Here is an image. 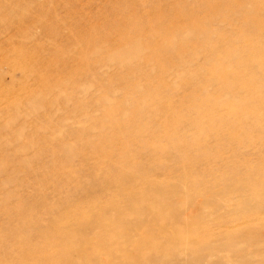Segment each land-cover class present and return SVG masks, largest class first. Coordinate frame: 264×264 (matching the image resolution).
<instances>
[{
  "label": "rangeland",
  "instance_id": "obj_1",
  "mask_svg": "<svg viewBox=\"0 0 264 264\" xmlns=\"http://www.w3.org/2000/svg\"><path fill=\"white\" fill-rule=\"evenodd\" d=\"M214 2L0 0V88L21 92V96L12 94L7 101L0 100V109H6L0 114V124L10 123L8 104L13 100L14 104L21 102L19 118L24 127L18 142L0 148V167L3 156L20 145L38 144L27 155L26 168L15 176L21 186L10 184L4 190L0 186V223L11 220L17 212L16 200L21 209V247L2 246L0 264H103L91 255H67L65 248L70 244L63 239L52 243L39 239L35 223L38 215L47 216V209L53 206L74 215L82 208L61 201L128 194V190L90 191L108 165L124 171L136 167L145 170L141 177L129 178L128 183L140 189L127 196L178 201L197 195L205 202L209 196L230 195L243 199L248 209L255 211L264 199V87L257 90L233 80L229 69L215 60L211 34L219 25L213 23ZM248 30L241 24L232 33ZM131 49H137V54L124 65L109 60L117 52ZM9 62L14 65L11 69ZM43 77L48 78L39 81ZM74 86H89V93L83 94ZM41 93L48 101L46 110L26 104L31 96ZM103 95L111 98L106 107L101 105ZM78 100L90 103V110L87 115L75 113L76 118L84 125H94L79 142L94 143L96 151L87 150L80 156L83 160L79 158L68 168L59 167L65 163L64 157L52 156L39 136L50 129L66 135L67 125L80 129L69 118ZM40 114L43 116L36 122ZM113 123L126 128L117 130ZM68 141L73 142V138ZM102 145L109 158L97 151ZM37 152L40 155H35ZM17 167L13 156L9 168L0 173V183ZM69 170L76 172V178L68 180ZM75 188L78 191L73 193ZM8 196L11 203L4 202ZM257 215L256 221L238 227L236 235L244 236L252 227L264 229V211L258 210ZM162 217L170 220L172 215ZM19 225L0 227V238ZM46 228L43 225L41 230ZM149 228L146 230L156 231V235L134 234L129 240L118 237L113 246L123 243L132 257H138L134 246L138 242L145 249L156 246L164 253L176 249L177 241L160 231L158 224ZM98 235L93 239L91 235L86 239L78 236L75 240L81 241L80 245L76 242L74 246L98 242ZM30 236L37 244L27 250ZM70 241L72 244L73 239ZM112 257L110 264L127 262L120 256ZM153 257L135 264L170 262L161 255Z\"/></svg>",
  "mask_w": 264,
  "mask_h": 264
},
{
  "label": "bare ground",
  "instance_id": "obj_2",
  "mask_svg": "<svg viewBox=\"0 0 264 264\" xmlns=\"http://www.w3.org/2000/svg\"><path fill=\"white\" fill-rule=\"evenodd\" d=\"M213 14V23L219 25L211 34L215 60L224 65V68L229 69V74L233 80L248 87L253 86L257 90L262 89L264 87V0H215ZM241 24L247 26L249 30L246 33L239 31L238 35L236 33L233 34L232 30L240 28ZM136 54L137 49L121 50L113 56V59L109 60H116L121 65H124L123 63L127 59L131 60ZM0 63H2L1 60ZM9 67L10 69L14 67L12 62H9ZM47 78H40L39 81H45ZM74 88L77 90L81 89L83 94L89 91V86H74ZM12 94L13 96H21V92H7L2 91L0 88L1 101L2 98L5 99ZM70 96L71 94H68L67 98L69 99ZM110 103V96L103 95L101 105L106 107ZM19 104L21 106V102ZM19 104H14L13 100L8 104L12 117L10 118V123L0 124V148L6 145L8 146L5 148L10 147L9 145L18 142L24 133V127L21 125V118H19ZM26 104H29L34 109L44 111L47 108L48 101L41 93L31 96L26 101ZM5 110L3 109V111ZM88 110H90V103L78 100L74 106V111L69 114V118L72 121L71 123H76V125L78 123L80 129L72 130L66 123L62 125H67L66 135L55 133L53 129H50L47 134L39 136H42L41 143L47 144L48 151L52 156L64 157L65 163L59 167L68 168L79 158L83 160L84 157L80 156L87 154V150L96 151L94 143L79 142V138L93 131L94 125H84L80 122V119H77L80 117L76 118L75 113L87 115ZM3 111L0 109V114ZM42 116V114L37 116L38 118H35V121H39ZM96 123L98 122H94L95 125ZM112 126L116 127L117 130L126 128L121 123H113ZM69 137L73 138V142L68 141ZM37 141L39 142L40 140ZM78 143H80L79 147ZM95 144L97 146V143ZM37 145L35 141H31L23 146L20 145L3 156L0 173L9 168L10 159L13 156L17 159L18 165L15 170L13 169L6 173L8 178L0 183L3 190L10 184H14L17 187L21 186V181L15 176L21 174V170L26 168L30 159L27 155ZM105 147V145L97 147V151L100 150L104 157L109 158L110 154L106 151L103 152ZM35 155H40V153L37 152ZM117 160L123 162L121 158ZM69 171L71 173L68 176V180L76 178V172ZM143 172L145 170H140L138 167L124 171L122 167L116 168L113 165H108L105 169V175L102 176L99 182L92 183L89 189L90 191L97 190L101 192H109L111 190L125 192L128 190V194H130V191L140 189V186L129 184V178L141 177L144 174ZM77 191V188L72 190L73 193ZM128 194H119L116 197L106 196L107 199L103 197L100 199L88 198L85 200L61 201L60 203L66 206L73 202L82 205V208L76 215L67 212L61 213L57 209L59 207L53 206L47 209L49 214L47 216L38 215V220L35 223L37 225V236H39V239L47 240L48 243H52L54 239H63L70 244L65 248L67 255L71 252H78L79 258L91 255L93 259L103 262V264H110L109 260L114 259L112 256H120L123 258L122 262L127 261L125 263L115 262L116 264H135L144 262L147 257H152L151 259H153V256L158 255H161V258L162 256L168 258L169 260L167 261H170L169 263L166 260L164 261V263L167 262L168 264H264V245H262L264 244V231H262L264 229L252 227L244 236L242 234L236 235L238 227L258 219V210L264 211V199L259 200L255 207L257 211L255 209L252 212L250 210H253V208L249 210L247 203L243 202V199L230 195L209 196L205 202L198 200L197 195H192L186 199L172 200L176 201L174 204L166 197L153 199L132 194L127 196ZM9 196L4 202L11 203L12 200L9 201ZM17 203L19 201L16 200L14 205L18 207L17 212L12 214L11 220L8 218L5 223H0V227L6 226L7 229L16 222L20 225L14 227L16 232L15 230L7 232L0 238V248L7 244H15L17 247H21V209ZM43 204H45L43 207H46L47 202ZM43 213L44 211H42ZM165 213H170L172 218L170 220L163 219L162 216ZM44 218L46 220L42 221ZM165 221L168 222L165 223ZM152 224H158L160 231H165L173 241L174 239L177 241L178 245L174 251L165 250V255L158 247L145 249L139 242L135 243V240L134 246L139 254L137 255L138 257H132L127 254V247L123 243L113 246L114 241L118 237L129 240L134 234L140 236L156 235V231L153 233L146 230H151L149 226ZM166 224H170V226L167 228ZM43 225L47 228L41 230ZM254 228L256 229L254 230ZM142 230L145 231L142 232ZM97 233L100 236L98 237V242L91 241L87 244L84 241L86 244H83L82 248L79 246L81 241H78L79 245L76 244L74 246L77 242L75 239L78 236L86 239L91 235L93 239V236L97 235ZM72 239L71 244L70 240ZM132 243L133 241L130 242V245ZM36 244L34 238L30 236L27 250ZM152 251L155 253L154 255L151 254ZM180 258H182V262L179 261Z\"/></svg>",
  "mask_w": 264,
  "mask_h": 264
}]
</instances>
